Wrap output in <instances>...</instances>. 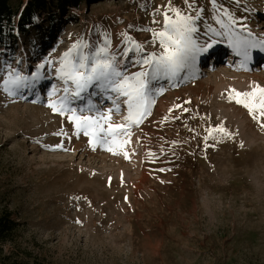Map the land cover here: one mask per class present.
<instances>
[{"label": "rangeland", "instance_id": "1", "mask_svg": "<svg viewBox=\"0 0 264 264\" xmlns=\"http://www.w3.org/2000/svg\"><path fill=\"white\" fill-rule=\"evenodd\" d=\"M192 2L204 9L196 21L202 39L210 25L222 31L209 0ZM219 3L236 18L238 35L264 40V0ZM169 5L195 14L185 0H86L79 9L56 12L54 29L45 13L28 33L15 23L0 34V216L10 214L16 224L12 241L1 247L3 258L13 264H264V128L229 100L232 89L264 87L258 49L242 68L243 57L231 60L228 38L216 37L210 59L201 57L181 79L161 81L164 91L150 114L121 138L128 141L122 147L111 145L119 154L94 149L91 137L75 134L68 115L47 106L63 96L49 95L53 85L63 87L54 68L74 44L87 43L84 51L94 54L107 38L118 54L130 37L145 54L162 51L143 29L163 30ZM136 56L130 52L122 67ZM46 60L55 63L32 91H3L6 66L28 76ZM83 95L73 106L112 107L109 93L95 86ZM126 115L122 105L111 123H126ZM221 125L230 137L213 132L205 140ZM61 131L67 135H54Z\"/></svg>", "mask_w": 264, "mask_h": 264}, {"label": "snow or ice", "instance_id": "2", "mask_svg": "<svg viewBox=\"0 0 264 264\" xmlns=\"http://www.w3.org/2000/svg\"><path fill=\"white\" fill-rule=\"evenodd\" d=\"M209 2L217 13L213 19L222 31H217L210 25L203 33V39L199 35L200 30L196 21L202 19L204 9L196 8L192 0H185L187 9L194 10L195 14L183 12L169 5L163 13V30L157 32L151 28L143 29L152 33L153 43L158 42L162 49L160 52L145 54L144 46L131 42L130 37L125 41L126 47L118 54L110 51L108 48L110 41L107 38L104 41L105 46L100 47L94 54L84 51L90 47L87 43L79 46L74 44L73 48L65 52L60 59V66L54 68L56 78L62 82L63 87L53 85L49 95L56 96L62 91L63 96L59 100H49L47 106L61 116L68 115L70 122L75 125V134L79 136L83 133L91 137L90 142L94 141L92 143L94 149L99 145L109 152L119 154L114 152L111 145L122 147L128 141L121 138L130 136V128L133 125L139 126L150 114L155 96L164 91L161 81L181 79V73L192 70L201 57L210 59L209 50L219 43L216 37L228 38L235 54L243 57L242 68L251 61L252 49H258V54H264V40L238 35L234 30L237 23L234 15L227 11L219 0ZM239 2L240 0H235V3ZM169 12L174 13V17L170 16ZM223 17H227V22ZM130 52L137 56L129 61V65L138 66V71L131 72L129 65L122 67V62L128 58ZM54 63L52 60H46L38 66L34 75L28 76L6 66L7 79L3 80V91L10 96L22 95L23 89L32 91L42 79L47 78L43 74L46 65L51 66ZM93 86L100 93H109L106 99L111 101L112 107L105 110L91 101L73 106L77 101L84 100L83 94ZM231 93L235 95L229 94V100H235L236 104L247 109L252 119L264 128V122L261 121V118H264V87L256 85L251 91L246 92L232 89ZM122 105L126 106L127 115L124 117L126 123H111L112 114L120 113ZM213 132H218L223 137L232 135L221 125L209 129V136L205 137V140L214 138ZM54 135L66 136L67 133L61 131ZM57 147L64 148L63 144ZM124 155L127 157L126 152Z\"/></svg>", "mask_w": 264, "mask_h": 264}, {"label": "trees", "instance_id": "3", "mask_svg": "<svg viewBox=\"0 0 264 264\" xmlns=\"http://www.w3.org/2000/svg\"><path fill=\"white\" fill-rule=\"evenodd\" d=\"M14 5V0H0V34L4 33L7 27H14L17 23V29L21 34L28 33L29 28L36 27V18L43 14H50L48 21L54 29L57 21L56 12H66L71 9H79L86 0H23ZM22 3V4H21ZM42 31L41 26H37ZM12 35V34H10ZM15 222L12 221L10 214L0 216V264H13L8 256L3 258V249L1 248L12 241V236L16 231Z\"/></svg>", "mask_w": 264, "mask_h": 264}, {"label": "bare ground", "instance_id": "4", "mask_svg": "<svg viewBox=\"0 0 264 264\" xmlns=\"http://www.w3.org/2000/svg\"><path fill=\"white\" fill-rule=\"evenodd\" d=\"M234 55H233V57H231V60H235L236 59V57H237V55L235 54V53H233ZM262 68H264V67H262Z\"/></svg>", "mask_w": 264, "mask_h": 264}]
</instances>
